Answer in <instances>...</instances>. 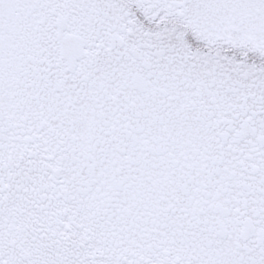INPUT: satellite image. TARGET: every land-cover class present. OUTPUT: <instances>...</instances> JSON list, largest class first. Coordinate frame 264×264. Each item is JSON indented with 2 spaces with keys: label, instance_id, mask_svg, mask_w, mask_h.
<instances>
[{
  "label": "snow or ice",
  "instance_id": "6c2138e0",
  "mask_svg": "<svg viewBox=\"0 0 264 264\" xmlns=\"http://www.w3.org/2000/svg\"><path fill=\"white\" fill-rule=\"evenodd\" d=\"M0 264H264V0H0Z\"/></svg>",
  "mask_w": 264,
  "mask_h": 264
}]
</instances>
